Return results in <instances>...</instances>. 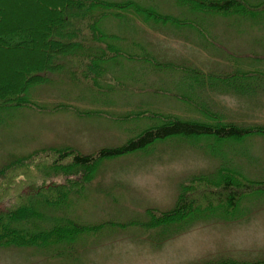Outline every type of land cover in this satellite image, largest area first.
I'll list each match as a JSON object with an SVG mask.
<instances>
[{"label":"rangeland","instance_id":"374dc122","mask_svg":"<svg viewBox=\"0 0 264 264\" xmlns=\"http://www.w3.org/2000/svg\"><path fill=\"white\" fill-rule=\"evenodd\" d=\"M12 1L20 11L19 17L7 19L3 25L21 23L20 18L32 14L42 19L37 0ZM135 1L187 19L185 9L172 0ZM249 1L264 3V0ZM198 22L203 23L205 39L195 30L152 28L136 20L125 25V22L107 19L103 28L109 34L127 39L129 44L141 43L162 64L232 75L237 69H247L252 59L261 57L264 63V14L256 19L199 16ZM15 56L0 49L3 83L22 69L13 63L23 57ZM124 67L125 73L129 71L125 88L130 89L108 97L98 98L60 80L32 89L29 98L50 111L18 109L5 119L0 126V169L15 158L44 147H72L91 155L103 148L121 146L150 124H117L79 112L100 110L121 116L150 109L185 119L203 118L176 98L192 94L180 87V74L153 72L152 68H144L145 65L127 62ZM227 89L244 91V95L235 97L231 92L224 93ZM204 104L220 112L228 123L248 127L264 125V84L237 81L224 91L222 88L221 93L208 91ZM59 105L71 106V109L54 112L53 108ZM201 143L214 146L215 142L204 139ZM212 150L221 153L224 163L212 156ZM222 164L250 180L264 181V137L252 136L242 143H226L207 150L173 139L143 152L106 160L68 211L79 225L87 228L75 244L51 250L0 248V264L262 263L264 193L258 194L261 192L249 196L231 214L224 212L193 219L180 228L147 230L141 227L149 221L148 209L172 210L183 184L201 174L211 175Z\"/></svg>","mask_w":264,"mask_h":264},{"label":"trees","instance_id":"16d2710c","mask_svg":"<svg viewBox=\"0 0 264 264\" xmlns=\"http://www.w3.org/2000/svg\"><path fill=\"white\" fill-rule=\"evenodd\" d=\"M172 1L185 9L187 19L162 13L153 5L135 0H37L42 19L38 20L31 12L28 14L32 16L20 18L21 23L3 25L7 19L18 18L20 11L12 0H0V49L17 55V59L23 57L13 63L22 69L9 82L3 83L0 79V126L18 109L50 111L32 101L29 94L36 87L53 85L58 80L67 81L98 98L130 89L125 88L129 71L124 72V62L145 65L144 68H152L153 72L180 74V87L192 94L176 98L203 117L185 119L150 109L121 116L100 110L79 112L117 124H150L123 145L103 148L91 155H84L72 147H44L3 166L0 169V248L51 250L75 244L87 228L79 225L68 211L106 160L143 152L173 139L207 150L226 143H242L252 136L264 137V125L248 127L228 123L220 112L204 104L208 91L221 93L222 88L224 91L237 81L264 84L263 58L252 59L247 69H237L232 75L204 73L196 68L158 63L141 43L129 44L127 39L109 34L103 28L107 19L125 22V25L136 20L152 28L195 30L205 39L206 32L203 23L198 22L199 16L256 19L264 14V3ZM230 92L235 97L236 94L244 95L240 90L227 89L224 93ZM62 109H71V106L59 105L53 111ZM204 139L214 140V146L202 145ZM211 154L221 160L220 152L212 150ZM257 192L264 193V181L250 180L222 164L211 175L201 174L183 184L172 210L148 209L149 221L141 227L147 230L180 228L193 219L224 212L231 214Z\"/></svg>","mask_w":264,"mask_h":264}]
</instances>
